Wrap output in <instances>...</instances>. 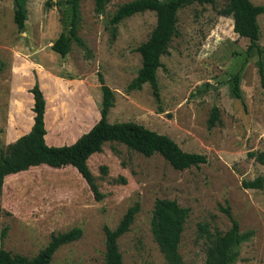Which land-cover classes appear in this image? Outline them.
Listing matches in <instances>:
<instances>
[{
	"label": "rangeland",
	"instance_id": "1",
	"mask_svg": "<svg viewBox=\"0 0 264 264\" xmlns=\"http://www.w3.org/2000/svg\"><path fill=\"white\" fill-rule=\"evenodd\" d=\"M57 1H62L60 6ZM128 0H107L96 13L93 0H80L76 43L61 56L50 45L66 28L65 0H23L25 22L13 21L14 0H0V147L6 138L28 127L32 116L29 88L36 76L46 98V137L68 142L99 118V70L114 90L109 122L133 120L169 135L186 151L203 153L205 163L173 168L159 153L143 155L115 141H105L87 165L100 199L69 169L29 168L8 178L0 191L1 247L11 254L34 256L52 233L72 227L76 240L60 245L49 264H104L103 225L114 227L128 206L139 202L129 229L117 239L124 264H168L150 231L156 197L176 199L189 211L183 224L179 253L185 264H203L208 240L200 230L223 232L230 220L249 238L232 248L229 264H264V182L244 187L242 180H264V163L249 151L264 152V90L259 84L256 54H247L248 38L233 31L231 16L219 10L225 0L192 3L177 12V33L161 55L156 76L159 104L146 82L126 90L141 64L136 47L155 24L153 11L123 18L110 38V18ZM264 4V0H251ZM264 47V13L257 17ZM239 78L241 99L232 93ZM213 105L219 121L207 127ZM68 144V143H67Z\"/></svg>",
	"mask_w": 264,
	"mask_h": 264
},
{
	"label": "trees",
	"instance_id": "2",
	"mask_svg": "<svg viewBox=\"0 0 264 264\" xmlns=\"http://www.w3.org/2000/svg\"><path fill=\"white\" fill-rule=\"evenodd\" d=\"M80 0H65L69 6V17L66 28L52 41L50 48L61 56L70 49L72 43L87 50L85 42L78 35ZM96 13L102 12L107 0H93ZM215 0H128L120 4L110 18L109 32L113 40L116 36V25L123 18L145 10L153 11L155 24L148 37L141 42L136 50L140 54L141 64L136 75L127 83L126 90H138L144 83H148L154 100L159 104L160 92L156 71L161 66V55L167 51L168 44L177 33V12L180 8L192 3H214ZM62 1H57L60 6ZM222 15H229L233 21V31L240 37H246L249 43L246 53L256 54V67L259 84L264 90V47L257 41L260 28L257 17L264 13V4H256L251 0H225L219 10ZM13 21L17 29L23 30L25 10L23 0H14ZM5 63L0 61V72ZM96 78L101 90L99 118L85 132L81 133L73 142L61 145H49L45 142L47 134L45 123L46 98L37 77H34L29 92L32 94L33 123L28 132L19 135L13 142L0 147V191L4 178L8 174L28 170L31 166L46 164L52 167H62L67 164L73 166L84 179L95 199L101 198V193L95 182L94 175L87 165L88 157L102 149L105 141L122 143L126 147L151 155L159 153L173 168L185 169L192 165L205 163L207 157L203 153L183 150L169 135L150 129L133 120L109 122L107 114L114 104V90L105 82L103 74L97 70ZM232 93L241 99L239 78L237 73L232 77ZM219 121V111L213 105L207 119V127L214 126ZM249 157L264 163V152L249 151ZM263 178L242 180L244 187H260ZM220 209L230 220V226L223 232L208 231L204 224L200 230L208 240L205 248L203 264H229L233 259L232 248L241 241L249 238L250 231H240L237 219L230 208L220 206ZM139 210V202L128 206L114 227L103 225L105 237L104 264H124L119 251L117 239L129 229L135 214ZM188 207L180 205L176 199L156 197L150 218L151 235L168 264H185L178 250L183 231V224L188 214ZM5 227L0 229V264H49L52 254L62 244L76 240L82 231L79 227H72L63 232L52 233L47 244L34 256L11 254L1 247V239L5 234Z\"/></svg>",
	"mask_w": 264,
	"mask_h": 264
},
{
	"label": "crops",
	"instance_id": "3",
	"mask_svg": "<svg viewBox=\"0 0 264 264\" xmlns=\"http://www.w3.org/2000/svg\"><path fill=\"white\" fill-rule=\"evenodd\" d=\"M32 86V85H31ZM30 100H31V106H32V102H33V98H32V94L30 93ZM31 112H32V110H31ZM32 115H33V112H32ZM32 123H33V118H31V120H30V122L28 123V127L26 128V129H23V130H21L16 136H14V137H11V138H6V140H5V142H6V144H8V143H10V142H13L19 135H21V134H24V133H26V132H28L29 130H30V128H31V125H32ZM45 124V123H44ZM83 133V132H82ZM81 134V133H80ZM80 134H78L76 137H74L73 139H71L70 141H68V142H61V141H58V140H55V139H53V138H51V139H49V138H47L46 137V133H45V135H44V139H45V142L47 143V144H49V145H61V144H64V143H71V142H73ZM30 168H46V169H57V170H60V169H69V170H71V172H72V174H74V176H76V177H80L81 179H82V181H83V183H85V181H84V179L81 177V175L78 173V171L73 167V166H71V165H69V164H67V165H65V166H62V167H52V166H49V165H46V164H40V165H37V166H31ZM15 174H17V173H12V174H8V175H6L5 176V178H4V182H3V185H5V182H6V180L8 179V178H10V177H12V176H14ZM2 185V186H3Z\"/></svg>",
	"mask_w": 264,
	"mask_h": 264
}]
</instances>
